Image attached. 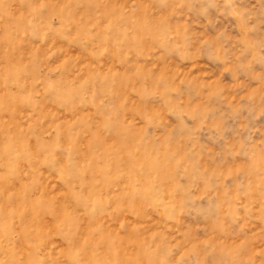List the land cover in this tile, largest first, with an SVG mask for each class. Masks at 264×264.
Here are the masks:
<instances>
[{"label":"rangeland","instance_id":"rangeland-1","mask_svg":"<svg viewBox=\"0 0 264 264\" xmlns=\"http://www.w3.org/2000/svg\"><path fill=\"white\" fill-rule=\"evenodd\" d=\"M0 264H264V0H0Z\"/></svg>","mask_w":264,"mask_h":264}]
</instances>
